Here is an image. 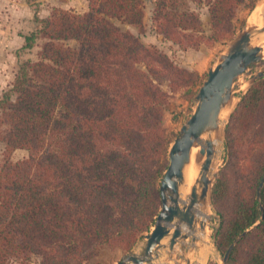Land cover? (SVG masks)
Instances as JSON below:
<instances>
[{
  "label": "trees",
  "instance_id": "trees-1",
  "mask_svg": "<svg viewBox=\"0 0 264 264\" xmlns=\"http://www.w3.org/2000/svg\"><path fill=\"white\" fill-rule=\"evenodd\" d=\"M244 2L211 0L208 40L230 36ZM143 5L89 0L83 14L55 9L36 16L24 49L45 40L38 60L20 62L0 99V264L29 254L43 264H90L103 247L131 251L154 225L169 165L164 108L171 94L202 76L111 22L142 30ZM155 20L163 37L182 48L205 39L199 14L184 1L156 0ZM225 133L226 162L212 188L221 218L215 245L224 257L245 233L228 264H264V184L257 199L264 77L241 96ZM17 150L28 157L15 161Z\"/></svg>",
  "mask_w": 264,
  "mask_h": 264
},
{
  "label": "rangeland",
  "instance_id": "rangeland-1",
  "mask_svg": "<svg viewBox=\"0 0 264 264\" xmlns=\"http://www.w3.org/2000/svg\"><path fill=\"white\" fill-rule=\"evenodd\" d=\"M181 1L186 2L189 9L200 16L205 39L198 46L182 48L180 45L163 37L159 32L158 22L155 20L156 0H144L143 9L145 18L142 30L138 27L123 24L116 19L111 20V22L122 31H131L146 47L160 50L167 54L177 66L198 72L202 76L201 83L193 88L179 89L177 92L171 94L164 108L163 126L170 141L169 149L174 140L179 136L182 126L186 124L194 113L198 104L196 95L203 82L207 79L208 72L222 61L230 44L242 32L253 28L247 27V19L258 2L262 1L264 4V0H245L243 4L237 6L235 17L232 21L230 36L219 41H211L208 40V37L211 35L210 16L208 11L211 0H202L201 4L194 0ZM55 9L83 14L89 9V0H0V99L3 93L14 82L20 62L38 60L40 48L45 40H39L37 45L31 50L24 49L25 37L35 32L38 27L36 16L41 19L50 17ZM66 43L72 47L75 46V43L72 41ZM260 73H262L264 77V61L251 65L248 70L238 78L243 80V84L246 86L245 90H241L236 85L238 79L235 81L233 86V97L236 96L239 99L236 106L240 102L241 96L244 95L254 81H256L254 77ZM168 85L169 83L167 81H163L161 83V88L166 92H170ZM234 110L231 112L230 116ZM230 116L222 128V146L221 157L218 163L219 166H217L216 173L212 170L210 173L213 179V185L226 162L227 149L225 131ZM3 153L4 145L0 142V161L2 160ZM27 157L28 153L25 150H17L13 156L15 161L23 160ZM167 159L169 162L168 155ZM209 204L211 206V217L206 219L199 216V221L205 222L206 230L210 228L211 236L208 240H205L200 235V232L206 231L201 230L198 226L196 233L186 240H180L173 251H169L168 248L160 249L157 253V257L152 262L145 264H223V256L215 245L216 234L221 224V218L213 206L212 196L211 203ZM154 227L155 223L151 227L150 232L145 233L131 251H124L120 248L113 249L103 247L100 249L98 255L90 261V264H117L126 255H143L146 246L145 236L149 235ZM183 234L187 233L183 231ZM192 237H195L196 241H193ZM167 242L168 239L164 240L163 244H167ZM6 264L43 263L40 256L29 254L11 259Z\"/></svg>",
  "mask_w": 264,
  "mask_h": 264
},
{
  "label": "water",
  "instance_id": "water-1",
  "mask_svg": "<svg viewBox=\"0 0 264 264\" xmlns=\"http://www.w3.org/2000/svg\"><path fill=\"white\" fill-rule=\"evenodd\" d=\"M264 35V26L255 31L242 32L229 46L222 61L208 72L207 79L203 82L196 95L198 102L190 119L182 126L179 136L174 140L168 153L169 165L164 172L160 183L159 192L161 210L156 217L155 227L145 236L146 246L143 255H126L117 264H145L152 262L160 249L168 248L173 251L180 240L193 236L199 226L206 229V224L201 223L193 212L196 205L211 203L213 179L209 177L211 171L213 145L211 134L220 129V116L222 111L230 104L233 98V86L239 76L248 68L260 61H264V41L253 45L254 39ZM260 73L254 80L262 78ZM208 135L206 148L201 154L206 155L202 166L200 179L192 188V199L188 206L180 204V187L184 184V169L190 160L191 149L201 139ZM264 177L257 190V199L261 198ZM187 226V234H183V226ZM241 234L231 244L223 257V264H228L229 257L236 244L244 236ZM168 239L167 244L163 241ZM196 241L195 237H192Z\"/></svg>",
  "mask_w": 264,
  "mask_h": 264
},
{
  "label": "bare ground",
  "instance_id": "bare-ground-1",
  "mask_svg": "<svg viewBox=\"0 0 264 264\" xmlns=\"http://www.w3.org/2000/svg\"><path fill=\"white\" fill-rule=\"evenodd\" d=\"M246 24L248 28L249 27H253V28L247 29L245 31H252V30L255 31V30L261 29L264 26V4L262 1L256 4L254 10L251 12L250 16L248 17ZM263 41H264V35L261 36L259 39H254L252 44L258 45ZM263 58H264V50H263ZM236 85L241 90L246 89V86L243 84L242 79H238ZM238 100L239 99L236 96L232 98L230 104L221 113L220 129L214 132L213 134H211V140H212V145H213L211 170L213 172H215L217 169V166H219L218 163L221 157L222 128L224 127L231 112L234 110ZM207 139H208V135L205 134L191 149L189 163L186 165L184 169V184L180 187V200L179 201H180L181 206H188L190 204L191 199H192V188L193 186H195L196 182L200 179V173L202 171V166L206 159V155L201 154V150L207 147L206 145ZM210 173L211 171L208 173L209 177H211ZM192 210L195 213L197 219H199V216L208 219L211 217V214H212L211 206L209 203L207 204V206L202 205V204L196 205L195 207H193ZM183 228H184V231L186 230L188 231L187 226L184 225ZM209 229L203 230L206 232H200V235L205 240H208V238L211 236V231Z\"/></svg>",
  "mask_w": 264,
  "mask_h": 264
}]
</instances>
